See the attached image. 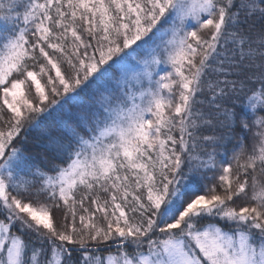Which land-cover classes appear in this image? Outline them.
I'll list each match as a JSON object with an SVG mask.
<instances>
[{
	"label": "snow or ice",
	"instance_id": "snow-or-ice-1",
	"mask_svg": "<svg viewBox=\"0 0 264 264\" xmlns=\"http://www.w3.org/2000/svg\"><path fill=\"white\" fill-rule=\"evenodd\" d=\"M247 82L238 123L253 145L228 155L237 113L222 101ZM92 85L73 119L65 104ZM205 91L214 116L197 108ZM42 113L60 122L42 130L46 168L16 146ZM76 251L78 264H264V0H0V264Z\"/></svg>",
	"mask_w": 264,
	"mask_h": 264
},
{
	"label": "trees",
	"instance_id": "trees-1",
	"mask_svg": "<svg viewBox=\"0 0 264 264\" xmlns=\"http://www.w3.org/2000/svg\"><path fill=\"white\" fill-rule=\"evenodd\" d=\"M7 2V0H6ZM262 27V22L257 21L255 28L259 30ZM143 55V53H140ZM67 67V66H65ZM116 72H109L108 76L111 79V87L116 86V77L119 75V65L115 66ZM251 74V70L244 69L239 77H230V79H244L246 76ZM103 83V81H101ZM259 85L255 82H247V86L244 88L242 92L238 90L237 93L230 95L227 99L222 101L225 107L235 110L237 113V124L234 127L233 138L226 144V148L229 150L228 155H231V149L235 146H238V142L243 140V142L248 146L249 149L252 148L254 136L253 133L256 131V127H253L251 132L242 129L238 123L241 116H248V109L245 107L247 103V97L251 95V89L258 88ZM95 85L90 86L88 89L80 92V95L76 100H68L67 104H65V110L67 113L72 114V118L75 119L77 111L81 107H90L95 103V96L93 95V89ZM66 99V98H65ZM210 94L205 91L203 94L197 97L198 103L197 108L203 111L206 116H214L216 109L209 104ZM55 115V114H53ZM253 122V117L249 116V123ZM60 126L59 121H54L52 117H49L47 113H42L37 117L33 126L26 128L25 131L21 132L20 138L16 142V146L20 147L23 150H26L28 154H30L34 160V162L40 166L41 168H46L47 161L46 157L50 158L52 156L51 151L48 148L46 139L42 136V130L48 129L56 131ZM221 130L219 128L216 129V132L219 133ZM213 134V129L210 127L201 128L199 135H211ZM191 143V142H190ZM202 143V141L200 142ZM224 151L221 150L220 153L217 154V159H225ZM59 163V161H57ZM187 171V169H185ZM214 175L213 172L207 171L204 172L203 175H191L190 181L191 186L194 189L202 190L205 184H211V177ZM57 223H62L63 221V212L62 210H57L54 212ZM37 247H39V241L35 242ZM110 249V248H108ZM105 250V249H103ZM105 253H101V255H105ZM81 257V253L79 251L74 252L73 254V264H78Z\"/></svg>",
	"mask_w": 264,
	"mask_h": 264
},
{
	"label": "rangeland",
	"instance_id": "rangeland-1",
	"mask_svg": "<svg viewBox=\"0 0 264 264\" xmlns=\"http://www.w3.org/2000/svg\"><path fill=\"white\" fill-rule=\"evenodd\" d=\"M92 247H95V246L93 245ZM108 248H110L111 251H112L113 253H115V245H114V244L111 245V246H109V245H103V246H101V247H100V253H102V252L105 253V252H106L105 255H107L108 252H109V250H110V249H108ZM103 249H105V250H103ZM145 250H146V247H145ZM129 251H132V249L129 248Z\"/></svg>",
	"mask_w": 264,
	"mask_h": 264
}]
</instances>
